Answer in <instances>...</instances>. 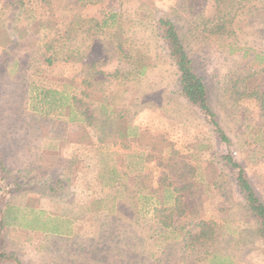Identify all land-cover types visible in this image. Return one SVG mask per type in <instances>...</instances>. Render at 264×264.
Returning <instances> with one entry per match:
<instances>
[{"label": "rangeland", "instance_id": "obj_1", "mask_svg": "<svg viewBox=\"0 0 264 264\" xmlns=\"http://www.w3.org/2000/svg\"><path fill=\"white\" fill-rule=\"evenodd\" d=\"M6 1L0 0V148L9 174L7 180L0 174V212L10 203L21 224L1 232L4 248L23 264H209L213 254L228 257V264H264V239L252 237L254 221L231 173L216 164V155L210 156L229 149L264 201V113L246 96L233 101V86L241 89L248 72H257L255 83L264 91V61L252 63L254 54L264 52V0H44L43 7L33 0L22 5ZM223 6L231 10L227 26L234 32L221 42L207 36L203 24ZM108 8L118 12L126 49L146 56L142 76L123 80L105 75L119 65L109 41L114 30L93 32L94 20ZM160 16L175 23L231 139L228 147L216 143L198 109L177 93L176 67L154 25ZM63 35L68 36L63 51L79 54L63 60L65 52H59L48 65L50 45ZM232 41L236 49L230 53L227 42ZM79 57L96 64L88 66ZM41 89L52 91L46 100L51 105L44 103ZM72 95L91 108L104 104L121 124L127 147L99 143L100 125L70 123L64 113L69 106L59 105L71 102ZM52 134L60 145L57 141L44 149V138ZM69 140L78 144L68 145ZM162 143L172 147L169 152L177 151L179 160L196 162L204 183L201 209L174 217L175 227L158 221L156 192H136V173L143 167L138 154L153 155L144 169L156 173ZM16 173L23 189L11 192ZM58 178L62 189L46 194L34 189ZM46 215L64 219L70 232L22 225ZM199 219L217 223L207 240L189 237Z\"/></svg>", "mask_w": 264, "mask_h": 264}, {"label": "trees", "instance_id": "obj_2", "mask_svg": "<svg viewBox=\"0 0 264 264\" xmlns=\"http://www.w3.org/2000/svg\"><path fill=\"white\" fill-rule=\"evenodd\" d=\"M29 1L31 0H27L26 2L29 3ZM43 1L44 0H33V2L41 7L44 6ZM26 2L23 0H10L4 2V5H22ZM230 3H233V1ZM227 7L230 8L231 4H229ZM230 9L227 10L226 6H223L220 8L217 7L214 10L213 16L203 24V31L207 36L215 37L222 42V40H225V36L234 32L231 26H227L228 22H230L229 20H231L229 19V14L231 12ZM260 16L264 21V7ZM117 17L118 12L108 8L103 10L100 20H94L95 30L93 33L96 35H100L103 30H114L112 40L109 41L112 43L111 50L117 54V61L119 65L112 72L106 73L105 75L107 77H121L123 80L142 76L145 73L149 63H147L146 56L141 50L136 49L135 53H131L126 49V46H128L127 40H122L121 38L124 30L122 29V26L119 25ZM154 25L155 29L158 31L162 45L165 47L168 57L172 60L176 67L177 93L184 97L189 102V104L198 109L204 121L210 126L216 143L220 146L225 145L228 147L231 144V139L220 124L215 111L209 103L207 87L202 77H200L195 72L193 61L185 48L175 23L169 17L160 16L155 19ZM79 30L80 29H78V31ZM67 40L68 36L63 35L61 41L56 39L54 44L50 45L53 49L50 55H48L45 59L48 65L53 63L54 60L58 59L56 55L59 52H65L63 51V48L67 47ZM227 44H229L228 51L230 53L234 52L236 49L234 46L235 42H227ZM78 54V51L69 50L65 53H62V57L60 59L68 60L74 56H77ZM246 54L247 53L244 51L243 55ZM78 59H81L88 66H93L96 64L95 60L87 63L83 57H79ZM256 61H258L259 64L263 63L264 52L262 54L256 53L253 55L252 63ZM120 62H125L126 66H122ZM252 63L250 64L252 65ZM260 71H264V68H261ZM94 75L95 74H93L92 77ZM256 75L257 72H248L245 74V78H243L244 83L241 89L233 86V92L235 94L233 101L236 102L239 100V98L246 96V98L251 100L256 105L259 114L262 115L264 113V91L259 88V85H256ZM84 82H86L88 85L90 83V81L86 79H84ZM51 93L52 91L47 89H41L40 91V94L45 101L44 103L47 102L48 105H51L52 103L51 100L46 101L48 95ZM66 102L67 103L64 102L59 106H69V111L64 113L70 121H80L84 128L88 126L95 127L100 125V137L98 138L99 143H111L113 145H120L124 148L127 147L125 141L121 140L122 137L125 136L121 124H119L116 119H112L111 113H106V111L103 109L104 104H102V106L100 105V110L97 108H91L87 102H85L82 98H76L75 95L71 96V102H68V100ZM37 111L41 113V111ZM99 112L104 114L103 119H101L99 115L95 114ZM118 115L121 116L120 113ZM133 135L135 138L137 133L135 132ZM206 146V143L200 144V148H206ZM160 147L162 150L161 153L157 155L159 161L156 164V168L158 169L156 173L154 172V169H144V163L148 160H151L153 155L148 151H143L138 154L139 159L143 163V167L142 169L140 168L141 172L136 173L135 178L138 185L136 192L147 190L145 193L146 196L149 193L156 192V194L153 195L155 196L159 207H155L154 212L158 217V221L166 226L175 227V218L184 217L189 213H197V211L199 212L201 209L200 196L202 192V185L204 183L202 177H197L196 162L192 163L191 161H187L185 159L179 160L181 157H175V155H177V151L172 152L173 154L169 152V149L172 147H170L168 144L160 145ZM210 156L216 157V164L223 169H227L231 173L232 180L245 202L246 210L250 218L254 221V227L250 231L252 237L264 239V201L261 200L255 191L244 166L236 160L229 149L222 152L219 151L218 153L212 152ZM201 157L202 154L199 155L198 160H201ZM0 174L2 180L8 179L9 170L5 164L1 151ZM18 178L19 175L16 173L13 181H11L13 185L11 192H17L23 189ZM51 180L41 181V183H38V187L36 186L34 189L36 192H40L41 194H46L44 193L46 190L54 192L57 189H62V185L60 184L61 180L59 178L54 182ZM139 183L141 185H139ZM193 196H195V199ZM16 209L17 207L7 203L1 210L0 239L1 232L6 229V227L21 224V222H19L17 219ZM63 222L64 219L58 216L46 215L44 218L36 216L35 218L25 220L22 225L41 229L54 234H67L70 231L67 225H65ZM216 224V221H213L212 219H199L191 226L189 230L188 234L190 239L193 238L198 240L203 238L207 240L214 232L213 227H215ZM3 243V241L0 242V264H23L12 251H7L4 248ZM228 263V257L219 254H213L209 259V264Z\"/></svg>", "mask_w": 264, "mask_h": 264}, {"label": "crops", "instance_id": "obj_3", "mask_svg": "<svg viewBox=\"0 0 264 264\" xmlns=\"http://www.w3.org/2000/svg\"><path fill=\"white\" fill-rule=\"evenodd\" d=\"M73 122L75 123L76 121H70V123H73ZM44 139H46V141H47L46 143H44V149L49 150L50 148H54L57 144V141L59 142L58 145H60V140H58V137L55 134L47 136ZM67 144L71 145V146H76L78 143H77V140L76 141L75 140H69L67 142ZM0 151H2L1 148H0Z\"/></svg>", "mask_w": 264, "mask_h": 264}]
</instances>
